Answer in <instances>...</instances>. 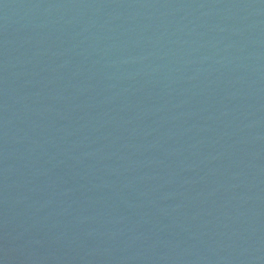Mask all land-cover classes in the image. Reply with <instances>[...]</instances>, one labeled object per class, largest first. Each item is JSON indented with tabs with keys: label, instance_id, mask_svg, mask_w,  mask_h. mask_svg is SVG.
<instances>
[{
	"label": "water",
	"instance_id": "obj_1",
	"mask_svg": "<svg viewBox=\"0 0 264 264\" xmlns=\"http://www.w3.org/2000/svg\"><path fill=\"white\" fill-rule=\"evenodd\" d=\"M0 264H264V0H0Z\"/></svg>",
	"mask_w": 264,
	"mask_h": 264
}]
</instances>
